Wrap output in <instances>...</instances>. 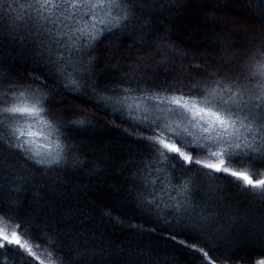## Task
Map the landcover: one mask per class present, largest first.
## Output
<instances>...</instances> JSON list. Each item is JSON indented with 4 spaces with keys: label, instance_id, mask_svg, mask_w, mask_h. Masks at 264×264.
Wrapping results in <instances>:
<instances>
[{
    "label": "trees",
    "instance_id": "obj_1",
    "mask_svg": "<svg viewBox=\"0 0 264 264\" xmlns=\"http://www.w3.org/2000/svg\"><path fill=\"white\" fill-rule=\"evenodd\" d=\"M32 3L0 0V77L4 86L8 81L22 80L38 95L49 96L53 104H63L47 106L51 117L65 122L86 118L87 124L70 131L68 143L72 147L61 167L43 169L17 157L14 176L20 183L14 184L13 174L5 170L0 180V207L12 205L19 217L35 225L37 239L30 242L45 249L41 256L45 264L46 253L52 251L47 247L49 236L59 249L53 257L59 256L62 264H193L189 251L167 237L176 232L178 238L191 241L197 233L179 228L172 216L165 219L163 214L157 216L136 206L134 182L139 187L144 181L139 173L144 171L149 153L144 143L135 142L126 133L130 124L98 106L90 89L73 98L58 71L41 62L44 58L25 31L26 25L37 28L44 24L29 20L30 14L36 15ZM133 3L139 8L134 24L105 34L97 42L94 77L101 88H135L137 79L145 88L190 86L194 81L185 79L183 70L194 76L201 88L216 81L242 89L264 84V0ZM141 59L153 63L133 71ZM161 61L167 68L157 69ZM195 66L204 74L191 72ZM154 69L157 75H153ZM30 75H38L39 80L27 79ZM129 77L132 79H126ZM41 85L46 87L41 90ZM42 127L36 125L32 130ZM34 147L45 151L53 145L37 136ZM256 167L264 171L259 164ZM168 174L175 183L197 177L186 219L198 225L202 230L199 234L211 241L214 251L209 255L217 258L218 264L225 258L228 264H256L264 259V202L228 181H219V187L212 191L207 177L194 172L184 175L179 169ZM17 188L19 191H14ZM109 212L112 220L119 218L124 226L114 225L105 215ZM132 224L143 225L144 230L130 228ZM0 260L20 264L21 257L9 251ZM29 260L39 264V260ZM195 264L209 262L197 259Z\"/></svg>",
    "mask_w": 264,
    "mask_h": 264
},
{
    "label": "snow or ice",
    "instance_id": "obj_2",
    "mask_svg": "<svg viewBox=\"0 0 264 264\" xmlns=\"http://www.w3.org/2000/svg\"><path fill=\"white\" fill-rule=\"evenodd\" d=\"M176 2L169 0V3ZM31 8L36 15L30 14L29 20L44 21L37 28L25 26L36 51L44 58L41 62L58 71L63 87L73 98L90 89L95 103L127 121L131 127L125 129L126 133L135 142L145 144L148 163L139 173L144 181L139 182V187L134 182L137 208L157 216L163 214L165 219L172 216L179 228L195 231L197 235L191 241L178 238L176 232L167 237L189 251L193 264L197 259L218 264L217 258L209 255V251H214L211 241L199 234L202 230L198 225L186 219L197 177L175 183L168 173L179 169L184 175L194 172L207 177L212 191L219 187V181H228L264 202V171L256 167L259 164L264 169V84L242 89L216 81L201 88L194 76L183 70L184 78L194 81L190 86L145 88L137 79L135 88L119 87L110 91L95 81L93 53L101 36L126 30L134 24L135 11L139 8L133 0H33ZM152 63L141 59L133 71L146 64L150 67ZM167 66L161 61L157 69ZM157 69L153 70V75L158 74ZM191 72L204 74L199 66L193 67ZM27 79L35 82L39 76L30 75ZM44 87L46 85H41V90ZM48 105L63 106L53 104L47 95H38L32 85L22 80L8 81L5 87L0 77V180L5 170L14 176L17 157L49 170L67 161L72 147L68 143L72 139L69 133L73 128L84 127L87 119L58 120L51 117ZM66 123L70 126L65 127ZM36 125L43 127L33 131ZM37 136H42L53 148L36 149ZM13 183L19 184L20 178L14 176ZM105 215L114 225L124 226L119 218L112 220L110 212ZM129 227L144 230L143 225ZM34 228L31 221L17 215L12 205L7 209L0 207V256L12 251L21 257L20 264H31L29 257L45 264L41 259L45 249L40 243L30 242L37 239L33 235ZM47 247L52 249L46 253L48 264H62L59 256L53 257V252H59L53 236L47 238ZM0 264L4 261L0 260ZM219 264H228V258ZM256 264H264V259Z\"/></svg>",
    "mask_w": 264,
    "mask_h": 264
}]
</instances>
